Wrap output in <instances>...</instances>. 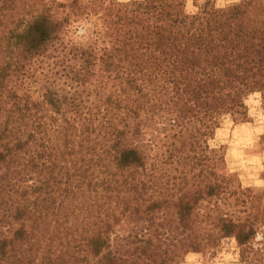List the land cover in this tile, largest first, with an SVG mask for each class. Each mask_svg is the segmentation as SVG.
I'll use <instances>...</instances> for the list:
<instances>
[{
	"label": "trees",
	"instance_id": "1",
	"mask_svg": "<svg viewBox=\"0 0 264 264\" xmlns=\"http://www.w3.org/2000/svg\"><path fill=\"white\" fill-rule=\"evenodd\" d=\"M212 1L184 27L160 0L130 1L127 23L153 32L139 45L118 27L73 42L116 0H40L19 32L0 13V264H178L226 237L264 264V172L237 187L210 145L248 122L244 95L264 96V0L220 24Z\"/></svg>",
	"mask_w": 264,
	"mask_h": 264
},
{
	"label": "rangeland",
	"instance_id": "2",
	"mask_svg": "<svg viewBox=\"0 0 264 264\" xmlns=\"http://www.w3.org/2000/svg\"><path fill=\"white\" fill-rule=\"evenodd\" d=\"M59 2H69L70 0H58ZM82 4L91 6L97 4V0H79ZM130 1L116 0V13L108 15L102 24L92 17L85 25L90 31L99 33H111L114 27L123 29L127 33V38L133 45H139L153 39V32L142 30L139 25L128 24L126 20V9ZM141 1V0H136ZM40 0H0V13L6 28H10L19 19L22 30L27 22L29 6L38 3ZM163 8L176 11V24L184 27L188 20L196 15L198 9L205 0H160ZM239 0H213L211 20L220 24L230 11V7ZM21 20V22H20ZM92 24L96 25L93 28ZM10 32V31H9ZM8 30L3 35L9 37ZM74 30L70 33L73 36ZM2 51H0L1 53ZM8 53L10 54L9 50ZM5 60L0 65V73L4 71ZM248 109V122L233 126L228 123L218 129L210 145L221 150L224 157L225 172L231 182L237 187H263L261 178L264 172V151L259 147L260 137L264 133V96L260 93H249L243 97ZM178 264H248L242 257L241 251L233 237L223 238L219 247L211 252L197 253L190 251Z\"/></svg>",
	"mask_w": 264,
	"mask_h": 264
},
{
	"label": "crops",
	"instance_id": "3",
	"mask_svg": "<svg viewBox=\"0 0 264 264\" xmlns=\"http://www.w3.org/2000/svg\"><path fill=\"white\" fill-rule=\"evenodd\" d=\"M21 22V20H20ZM19 24V19L16 20V23L11 26V31L12 32H19L21 31L17 29ZM23 29V28H22ZM8 50H10V40L9 37H6L5 35H0V65L3 64V61L5 60V64L11 61L12 55L8 53Z\"/></svg>",
	"mask_w": 264,
	"mask_h": 264
},
{
	"label": "clouds",
	"instance_id": "4",
	"mask_svg": "<svg viewBox=\"0 0 264 264\" xmlns=\"http://www.w3.org/2000/svg\"><path fill=\"white\" fill-rule=\"evenodd\" d=\"M88 34V29L85 25L77 26L74 29V34L72 36L73 42H80Z\"/></svg>",
	"mask_w": 264,
	"mask_h": 264
}]
</instances>
